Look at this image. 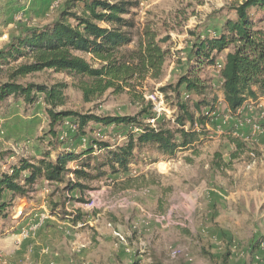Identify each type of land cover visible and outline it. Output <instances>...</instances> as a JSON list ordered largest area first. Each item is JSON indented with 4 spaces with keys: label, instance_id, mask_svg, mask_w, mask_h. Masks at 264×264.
<instances>
[{
    "label": "rangeland",
    "instance_id": "374dc122",
    "mask_svg": "<svg viewBox=\"0 0 264 264\" xmlns=\"http://www.w3.org/2000/svg\"><path fill=\"white\" fill-rule=\"evenodd\" d=\"M69 1L0 0V51L27 29L52 24ZM138 1L137 36L148 29L169 51L163 78L147 82L145 104L112 92L86 103L66 74L44 72L20 83L66 84L65 105L58 111L137 117L151 125L149 115L172 119V104L159 89L175 86L192 69V47L199 39L217 37L227 21L236 20L234 7L244 0ZM250 15L264 31V12L253 8ZM227 53L200 74L210 87L208 97L218 101L195 152L181 151L173 158L144 152L130 172L96 181L84 194H72L63 184H38L29 198L12 202L0 223V264H264V98L249 100L237 116L230 114L220 68ZM40 98L35 106L15 97L0 102V171L8 173L20 159L39 161L48 152L50 119ZM66 127L57 128L65 140L62 149L76 153L92 141L117 147L139 133L133 126L91 123L87 135L77 138ZM217 154L228 168L215 167ZM93 200L95 208H86ZM157 217L169 218L171 226H161Z\"/></svg>",
    "mask_w": 264,
    "mask_h": 264
},
{
    "label": "trees",
    "instance_id": "16d2710c",
    "mask_svg": "<svg viewBox=\"0 0 264 264\" xmlns=\"http://www.w3.org/2000/svg\"><path fill=\"white\" fill-rule=\"evenodd\" d=\"M139 7L138 0H72L52 24L27 29L0 51V102L15 97L35 106L42 96L50 119L51 137L49 150L39 161L20 159L8 167L11 173L0 171V223L12 202L29 198L42 180L50 185H66L71 193L78 190L84 194L96 181L130 172L144 152L162 158H173L181 151L195 152L196 144L207 134V126L216 116L218 101L217 97H208L210 87L200 74L204 66H216L222 53L228 51L221 78L230 114L237 116L249 100L264 98V31L250 15L253 8L264 12V0L238 3L234 7L236 20L227 21L217 37L199 39L192 47L195 62L192 69L175 86L159 89L172 104L173 117L158 120L155 115H149L155 125L137 117L102 118L58 111L65 105L66 84L48 87L20 83L44 72L66 74L73 79L86 103L112 92L145 104L147 82L163 78L169 51L148 29L137 36ZM83 55H89L91 61ZM148 105L153 109L152 103ZM148 112L144 110L143 114ZM70 119L77 121L70 123L77 138L87 135L86 129L91 123L107 127L133 126L139 133H131L117 147L92 141L81 153L66 151L62 149L65 140L59 139L57 128L65 126ZM233 142L243 149L242 143ZM229 166L216 155L218 170ZM70 176L75 178L74 182L67 181ZM7 194L10 200L6 199Z\"/></svg>",
    "mask_w": 264,
    "mask_h": 264
},
{
    "label": "built area",
    "instance_id": "2783aa9c",
    "mask_svg": "<svg viewBox=\"0 0 264 264\" xmlns=\"http://www.w3.org/2000/svg\"><path fill=\"white\" fill-rule=\"evenodd\" d=\"M223 66H224V64H223V65H220V68L223 69ZM151 122H152L153 125L155 124V120H152ZM70 125H71V124H70L69 121L66 122V126H69V127H70ZM85 142H86V141H85ZM8 172H10V170H8ZM10 173H11V172H10ZM47 183H48V182H47ZM48 185H50V184L48 183ZM95 206H96V203H95V200H93V201L91 202V204H89V205L86 206V208H88V209H93V208H95ZM156 221H157V223H159V224H160L161 226H163V227H169V226H171V220H170L169 218H165V217H157ZM173 255L176 256L177 253H174Z\"/></svg>",
    "mask_w": 264,
    "mask_h": 264
},
{
    "label": "crops",
    "instance_id": "0c3cea01",
    "mask_svg": "<svg viewBox=\"0 0 264 264\" xmlns=\"http://www.w3.org/2000/svg\"><path fill=\"white\" fill-rule=\"evenodd\" d=\"M66 129L67 130H73V128H72V126H70V127H66ZM62 151V150H61ZM67 151H69V150H67ZM40 185H43V186H46V185H48V183H47V181H45V180H42L41 181V183H39ZM40 185H37L35 188L36 189H40ZM76 191H74V192H72V194L73 193H75ZM74 196V195H73ZM68 197H70V196H68ZM39 216V215H38ZM38 218V217H37ZM54 218L55 217H52L51 219H53L54 220ZM25 220L24 219H22V223L24 222ZM26 221H31V223H32V218H29V219H27ZM48 223V222H47ZM46 224V223H45ZM19 234V233H18ZM14 237H16V234H15V236ZM26 246L28 245V243L27 244H25Z\"/></svg>",
    "mask_w": 264,
    "mask_h": 264
}]
</instances>
